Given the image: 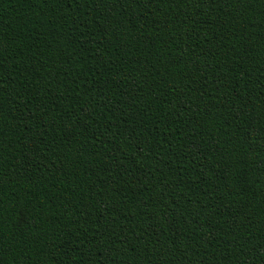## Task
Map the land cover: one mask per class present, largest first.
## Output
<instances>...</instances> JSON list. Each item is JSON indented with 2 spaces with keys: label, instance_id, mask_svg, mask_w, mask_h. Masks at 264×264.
Here are the masks:
<instances>
[{
  "label": "trees",
  "instance_id": "1",
  "mask_svg": "<svg viewBox=\"0 0 264 264\" xmlns=\"http://www.w3.org/2000/svg\"><path fill=\"white\" fill-rule=\"evenodd\" d=\"M0 264H264V0H0Z\"/></svg>",
  "mask_w": 264,
  "mask_h": 264
}]
</instances>
